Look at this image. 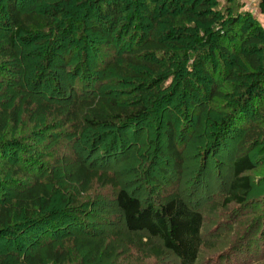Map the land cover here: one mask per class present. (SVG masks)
Here are the masks:
<instances>
[{"label":"trees","instance_id":"trees-1","mask_svg":"<svg viewBox=\"0 0 264 264\" xmlns=\"http://www.w3.org/2000/svg\"><path fill=\"white\" fill-rule=\"evenodd\" d=\"M76 1L77 5L86 8L84 13L81 7L80 11L78 7H73L70 14L72 21L66 17L60 22L64 14L59 8L53 17L38 14L37 8L42 0H1L2 27L8 28L11 33L8 48L0 49V59L9 62L19 60L23 65L21 67L34 76L23 79L25 86L21 84V87L24 93H30L33 88V92L40 94L42 89L55 96L62 94L54 82L59 74L40 72L38 56L34 65L26 64L29 55L19 56L15 45L21 47L22 43L29 42L30 37H37L35 40L39 39V45L45 43L48 46L47 55L54 56L57 36L65 30L63 27L72 22L78 26L82 23L88 25L89 20L90 32L102 40L104 46L126 38L128 50L125 52V47H122L121 53L102 62L104 69L111 70L118 78L116 86H121L124 79L133 81L148 77L147 73L156 76L167 71L171 73L167 72L166 79L169 81L172 78L173 81L164 88L161 85L164 80L161 79L166 74H162L160 81L154 85L153 96L141 95L139 100L130 101V98L117 96L112 89L103 91L105 77L99 80L83 69V78L76 81L82 85V92L86 89L94 93L91 98H84V94L81 92L80 95L77 90L67 111L52 101H43L36 108L30 100L24 103L23 111L32 119L44 115L57 119L63 117L64 125H70L74 132L77 131L76 134L114 129L117 134L113 135V142L104 150L103 159L108 158L106 153L109 151L117 150L115 146L126 131L131 130V137L137 138L140 132L150 129L151 122L155 126L158 123L157 132L161 131L158 150H161L148 169L154 175L153 170L158 168L161 159L172 164L175 174L167 184L151 177L150 182L162 189L156 201L141 199L127 189H121L115 175L91 169L83 158L75 168L65 172L63 182L66 188L78 189L81 194H90L95 186L113 189L115 205L128 231V241L141 253L145 251L147 258L160 260L169 252L178 259V264H198L201 249L205 246V213H212L219 207L224 210L233 205L239 208L246 206L254 191V183L248 176L256 167L251 151L257 140L264 141L263 26L252 13L241 7L234 11L230 6L217 10L219 0ZM258 7L264 19V0L259 1ZM52 32L56 33V37L48 41V34ZM84 49L88 50L83 55L85 63L79 68L83 64L84 67L89 65V59L96 50L91 43L88 48L84 46L79 50ZM58 54L55 60L64 63L63 56ZM93 58L96 60L95 56ZM154 58L161 64L153 66L148 60ZM43 64L46 68L49 63ZM99 67L97 65L94 71L99 72ZM138 68L140 71L136 73L133 69ZM7 69L0 66L1 83L12 79L3 73V70L10 71ZM72 77L78 79L75 74ZM220 100L226 105V110L219 113L212 111V106ZM172 110L176 112L175 116ZM206 112L210 113L204 126ZM21 113L19 107L0 111V169L1 175L7 177L6 181L0 182V245H12L14 252H26L18 257V264H70L73 256L68 242L64 240L62 247H57L58 240L79 231H85L90 237L93 233L81 221V211H78V216L70 211L35 216L36 212L54 208L56 184L49 161L39 162L21 152L22 147H17L16 142L2 141L9 124L18 127ZM173 119L179 122L178 128ZM202 128L206 133L201 139L194 138ZM194 140L200 143L195 148L200 163L191 179V190L200 200L203 199L202 192L208 195L215 179L223 178L222 169L227 167L224 159L229 155L233 157L227 193L222 197L210 195L209 200H212L205 207L199 205L198 199L194 201L196 197L193 194L185 198L180 193L187 161L185 153ZM122 141L124 146L126 140ZM122 152H125L124 149L119 156L123 155ZM258 152L264 157V146ZM49 154L48 159L53 161V166H60L67 159L63 154ZM156 171L167 176L165 170ZM18 219L21 221L18 222ZM14 226V230L20 231L10 235L14 233L10 232ZM222 236L218 233L215 239H223ZM153 240H158L160 245L152 244ZM73 241L78 243L77 239ZM93 244L92 240L88 241V245ZM102 247V243L97 246L98 255ZM260 247L264 253V217L256 219L244 236L219 253L216 259H212L213 262L209 260L206 264H245L247 258H255L253 254ZM31 250L35 251L31 253Z\"/></svg>","mask_w":264,"mask_h":264},{"label":"rangeland","instance_id":"rangeland-1","mask_svg":"<svg viewBox=\"0 0 264 264\" xmlns=\"http://www.w3.org/2000/svg\"><path fill=\"white\" fill-rule=\"evenodd\" d=\"M79 1L85 2L88 0ZM259 1L260 0H219L217 10H223L225 9V6H230L234 11L236 9L238 10V7H241L243 10L252 13L253 17L257 19L264 29V19L261 16L260 8L258 7ZM57 4H59V6ZM73 7H78L77 9L80 11L81 5H77L76 0H42L37 8V12L38 14H45L46 16L53 17L54 13H56V9L59 8L62 14H64L62 16L60 15V22L65 20L66 17L67 20L71 22L72 17L70 14ZM85 9V7H81L83 13ZM80 21L81 20H77V22ZM1 22L2 17H0V49H6L8 48V38L11 31L7 30L8 28H3ZM75 23L76 22H72V24L63 25V29L65 30L59 32L60 37L59 34L57 36L58 39L55 43L56 50H53L54 56H51V54L47 55L48 46L45 43L39 45V39L35 40L37 37H30L29 42L22 43L21 47L26 46L23 50H21V47H19L18 44L15 45V50L19 56L29 55V59L25 60L26 64L31 66L35 61V57L38 56L40 72L44 71V73H50L51 75L52 72H55L57 75L59 74L54 82L58 85V89L64 95L58 94L55 96L52 92L43 89V93L40 94L33 92V88L30 89V93L28 91L24 93L21 87V84L25 86L23 79H32L34 76L29 75L30 71H25V68H22L23 65L19 63V60H11L9 62L5 61L3 58L0 59V66L8 68V71L10 70L9 72L3 70V73L8 77H11V80H14H10L11 82H0V111L2 109L10 111L17 107L22 111L18 127L15 128L12 124H9L2 141L6 143L14 141L16 142V145L18 144L17 147L21 145V152H25V155L36 158L42 163L44 161L45 163H47L46 161H49L50 163V170L53 172L52 175L54 177V183L56 184V192H54L53 195L55 205L53 206L54 208L48 211L41 213L36 212L35 216H40L41 214L62 213L64 211L73 212L78 216V213L81 211V221L89 227L90 233H93L91 237L88 236L85 231H79L78 233L75 232L71 236L58 240L56 243L57 247H62L64 240L68 242L69 250L73 256V261L70 264H178V259L172 253L168 252L163 258H160V260H155L147 258V253L145 251L142 252L143 254H146L143 256L140 251L132 246L131 242L128 241V231H126L124 222L120 218L117 206L115 205L113 198V193L115 191L113 189L109 187L100 188L95 186L90 194H81L78 189L72 187L66 188L65 183L63 182L66 177L65 172L67 173L68 170L71 171L75 168L77 162L83 158L85 164L91 169L95 168L115 175L121 189H127L130 193L141 199L156 201L158 195H161L162 189L150 182L151 177L153 176L155 179H159L161 182L167 184L170 177H174L175 174V171L172 169V164L161 159L156 170L167 171V176H164L159 171L157 172L155 169L153 170V175L148 169L154 164L157 152L161 150H158L161 140L158 136L161 131L157 132L158 123L155 126V124L151 122L150 129H148L149 132L143 130L144 132H140L137 138L131 137V130L126 131V135L121 136V140L118 142L115 140L118 144L115 146L118 147L117 150L109 151V153H106L108 158L103 159L104 150L113 142V135L117 134L114 129H101L100 131H87L83 133L78 132L79 134H76L77 131L74 132L70 125H64L63 117L57 119L44 115L39 119H35L34 117L32 119L28 115H25L23 111L24 103L28 100L33 101L36 108L40 106L43 101H52L56 104L59 103L64 110L67 111L69 106L73 103L76 91L78 90V93L82 92L80 90L82 85L76 80H81L83 78V69H87L89 73L96 75L99 80L100 77H105L103 91L112 89L116 92L115 94H117V96L122 99L130 98V101L139 100L141 95H143V97L153 96L152 94H154V92L152 93V91L155 90L154 85L157 84L156 82L160 81V77H162L160 75L162 74L166 75L162 77L161 80H164V82L161 85L164 88L165 86L171 85L173 79L171 78L169 81L166 79L167 71L166 73H160L156 76L147 73V75H149L148 77H142L133 81L124 79L121 86H116L119 83L118 78H116L111 70H105L102 62L108 61V57L112 58L121 53L122 47H125L123 50L126 52V50H128V47H126V38L122 41L119 40L121 43L119 41H117V43L115 42L116 44L112 42V45L107 47L102 44V40L92 35L90 32V20L88 23L86 22L88 25L82 23L83 25L78 26ZM55 35L56 33L54 32L49 33L48 36L50 37L48 38V41L49 39L56 37ZM89 43L93 44L96 50L94 49V55L92 54L89 59V65L84 67L83 64L80 67L81 70H79V66L82 63H85L83 55L88 51L86 49H84V51L80 50L84 46L88 48ZM58 52L60 56H63L64 63L55 60V56ZM94 56L96 57V60L93 58ZM50 61H54V63ZM148 61L153 66L161 64L160 62L158 63V60L155 58L149 59ZM43 62L49 63L46 68H44V64L42 65ZM72 62L76 63L72 65ZM97 65L100 66L99 72L94 71ZM41 68L44 69L42 70ZM133 70H135L136 73L140 71L139 68ZM168 73H171V71ZM74 74L77 75L78 79L72 77ZM102 80L103 79H101V81ZM32 85L33 82L31 83V86ZM82 93L84 94V98H91V96L94 95L92 91L89 92L86 89ZM82 93L80 95H82ZM225 106L226 105H224L223 101L220 100L212 106V111L218 113L220 111L224 112L226 110ZM206 113L203 121L204 126L206 123L205 119L210 112ZM172 114L175 116L176 112L172 110ZM213 116L215 115H212V117ZM173 120L178 128L179 122L175 119ZM203 133L205 134L206 131L204 132L202 128L201 131L196 133V137L194 138L201 139ZM124 139L126 140V144L122 146V140ZM195 140L189 145V150L185 153L187 161L183 170L184 175L180 183V193L185 198L190 197L191 194L195 197L197 195L196 192L192 193L193 191L191 190V179L196 173L200 163V160L197 158L198 150L195 151L196 145L198 146L200 143L198 144L196 142L197 140ZM262 140L263 139L257 140L251 151V157L253 162H255L256 167L255 171L248 173V176L254 183L253 185L255 187L253 193L247 200L248 202L246 206L239 208L237 205H233L224 210L219 207L212 213H205L206 224L203 229L205 246L201 249L202 252L198 264H206L209 260L216 259L219 253L225 251V249L230 247L238 238L244 236L248 227L252 225L256 219L264 217V202L262 201L264 196V157L258 152V150L264 146V141ZM121 149H124L125 152H122L123 155L119 156V154H121ZM163 149L164 148H162V151ZM49 153L59 156L63 154L67 159L61 163L60 166H53V161L48 159V155H50ZM110 155H114V158L109 157ZM232 158L233 157H230L229 155L224 159L227 167L226 169H222L224 170V172L222 171L223 178L221 180L215 179L213 181V187L208 192V195H205V191L202 192L204 193L202 195L203 201L200 200L199 197L194 199V201H197V199L200 201L199 205L205 207L207 203L212 200V198L209 200V197L212 194L213 197H222L227 193L229 179L232 176V169H230ZM225 176L227 177L226 179L224 178ZM6 180L7 177L1 175L0 169V182ZM17 221L19 222L21 219H18ZM15 228L16 227L14 226V228L10 230V232H14L10 235H14L16 232L20 231L19 229L14 230ZM215 231L217 233H215ZM218 233L223 234V239H215V235ZM74 239H77L78 243H75L73 241ZM89 240L94 242L92 246L88 245ZM101 243L103 244V247L98 255L96 253V248ZM152 244L160 245V242L158 240H153ZM11 246L12 245H10V247H2L0 245V264H18V257L26 253L24 251L16 250L14 252V249ZM261 248L262 247L258 248L253 254L255 255V258H247L248 261L246 260L247 262H245V264H264V253ZM34 251L35 250H31V253ZM3 256L6 257L3 258Z\"/></svg>","mask_w":264,"mask_h":264}]
</instances>
